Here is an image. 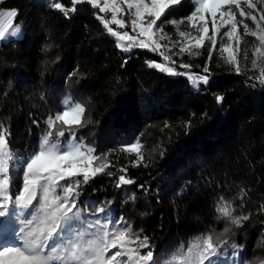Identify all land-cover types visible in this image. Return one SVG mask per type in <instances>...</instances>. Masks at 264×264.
I'll list each match as a JSON object with an SVG mask.
<instances>
[{
  "label": "trees",
  "instance_id": "obj_1",
  "mask_svg": "<svg viewBox=\"0 0 264 264\" xmlns=\"http://www.w3.org/2000/svg\"><path fill=\"white\" fill-rule=\"evenodd\" d=\"M54 2L73 7L72 0ZM194 6V0H181L162 20L185 18ZM75 7L65 18L50 7V0H0V9L18 12L16 22L24 32L0 43V122L10 132L14 155L22 161L37 148L45 119L60 111L61 100L72 94L86 105V117L92 120L77 136L97 154L116 149L109 170L129 165L127 176L136 181L117 188L115 177L100 174L84 186V203L111 201V215L143 228L160 261L197 234L226 226L215 210L223 196L233 201L235 214L251 213L243 228L234 229V239L245 245L243 257L264 259V85L249 79L259 75V69L251 70L249 59L241 62L242 73L237 74L217 50L209 60L206 42L199 55L172 56L175 64L170 66L186 74L161 72L147 64L162 63L158 53L136 47L124 52L116 46V38L96 18H110V13L101 14L87 3ZM179 26L188 30L186 24ZM125 30L131 31L130 25L120 31ZM164 30L172 41L179 40L176 26L166 23ZM253 40L246 37L242 42L249 57ZM47 43L52 48L44 52ZM181 63L191 67L181 68ZM206 63L209 84L193 86L187 74L205 75ZM77 69L80 75L70 78ZM217 95L224 97L222 102ZM137 139L145 145L148 167H131L134 157L118 151ZM10 182L13 192L22 187V172L11 171ZM141 184L147 191L138 187ZM132 193L134 204L128 200ZM20 227L5 221L0 242H14Z\"/></svg>",
  "mask_w": 264,
  "mask_h": 264
},
{
  "label": "snow or ice",
  "instance_id": "obj_2",
  "mask_svg": "<svg viewBox=\"0 0 264 264\" xmlns=\"http://www.w3.org/2000/svg\"><path fill=\"white\" fill-rule=\"evenodd\" d=\"M81 3L91 5L101 14H111L110 18L99 14L96 18L106 32L116 38V46L122 51L129 52L134 47L148 49L167 62L148 61L150 68L170 75H184L186 73H178L169 66L175 64L172 56L199 55V50L208 41V59L211 60L217 48V37L222 35L227 42L221 44L219 52L222 56L227 54L225 62L241 74L238 57L243 52L244 61L250 59L251 70L259 69V75L249 79L264 85V0H194V10L180 20H162V17L181 0H72L71 8L50 0V7L70 18L69 13L75 12V6ZM126 15L131 19L125 20ZM17 16L16 10L0 12V41L22 34V25L13 26V18ZM166 23L186 24L189 30L177 29L181 39L172 41L164 30ZM129 25L135 35L120 31ZM221 29L226 31L221 33ZM246 37L255 41L251 57L247 48H241ZM177 47L178 52L172 53ZM51 48L52 44L47 43L42 51ZM164 50L171 54H165ZM179 66L191 67L186 63ZM203 72L205 75L187 74L193 86L209 84L207 63ZM78 75L79 69L73 71L70 78ZM223 99L221 95L216 97L218 103ZM91 123L92 120L86 117V105L67 94L61 100V110L45 119L37 148L21 161L11 149L10 132L0 122V218H4L0 224L12 220L21 225L14 232V242H8L7 238L0 242V264H257V261L264 264L260 257L251 261L245 259L242 255L245 245L234 239V229L243 228L251 213L245 214L241 210L235 214L233 201L223 196L218 198L215 210L217 219H223L226 226L219 232L212 229L197 234L160 261L155 258L151 239L143 228L136 229L130 220L111 215V201L84 203L80 199L84 186L100 174L115 177L117 188L136 183L127 176L129 165L116 172L109 170L114 167L109 157L116 149L97 154L93 146L77 136L79 129ZM186 127L191 128V121ZM118 151L134 157L129 162L131 167H148L150 164L140 139L121 146ZM155 151L153 148L152 152ZM159 154L162 157L163 150ZM16 164L20 165L18 169L13 168ZM13 170L22 172V187L17 186L15 192L10 182ZM138 187L147 191L143 184ZM240 191L244 192L243 189ZM239 198L243 209V196ZM128 200L134 204L135 193L130 194ZM260 209L264 212V205Z\"/></svg>",
  "mask_w": 264,
  "mask_h": 264
},
{
  "label": "rangeland",
  "instance_id": "obj_3",
  "mask_svg": "<svg viewBox=\"0 0 264 264\" xmlns=\"http://www.w3.org/2000/svg\"><path fill=\"white\" fill-rule=\"evenodd\" d=\"M9 10H15V9H0V12H7V11H9ZM246 22H248L249 24H251V21H246ZM17 24L22 25L21 23H17V22H16V18H13V26H15V25H17ZM176 29L182 30V29L180 28L179 25L176 26ZM209 29H210L209 34H211V23H210V22H209ZM188 30H189V29H188ZM125 31H128L129 34H131V35H135V33H132V31H129V30H125ZM224 31H226V29H221V33H223ZM241 32H242V29H241ZM23 34H24V32H23V27H22V34H21V35H18V37H15V38L22 37ZM177 34H178V30H177ZM178 37H179V34H178ZM10 39H11V38H9L8 40H10ZM180 39H181V38L179 37V40H180ZM8 40H5V41H8ZM217 41H218V42H217V48H216V50L218 51V54H220V52H219V48L221 47V44H222V43H226V42H227V39H226V37H223L222 35H220V36L217 37ZM253 41H254V40H253ZM2 42H4V41H0V43H2ZM206 42H208V41H206ZM206 42H205V43H206ZM254 43H255V41H254ZM241 48L243 49V46H242V45H241ZM226 55H227V54L225 53L223 56L226 57ZM238 58L240 59L241 62H245L244 59H243V52L240 53V56H239ZM162 63H167V62L163 61ZM169 66H170V64H169ZM0 221H2V218H0ZM2 225H3V223L0 224V228L2 227Z\"/></svg>",
  "mask_w": 264,
  "mask_h": 264
},
{
  "label": "clouds",
  "instance_id": "obj_4",
  "mask_svg": "<svg viewBox=\"0 0 264 264\" xmlns=\"http://www.w3.org/2000/svg\"><path fill=\"white\" fill-rule=\"evenodd\" d=\"M250 264H251V262H250Z\"/></svg>",
  "mask_w": 264,
  "mask_h": 264
}]
</instances>
